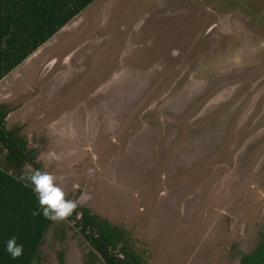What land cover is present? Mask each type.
<instances>
[{
	"label": "rangeland",
	"instance_id": "374dc122",
	"mask_svg": "<svg viewBox=\"0 0 264 264\" xmlns=\"http://www.w3.org/2000/svg\"><path fill=\"white\" fill-rule=\"evenodd\" d=\"M74 18L0 82L6 126L20 127L65 198L126 231L143 264H256L264 0H94ZM91 261L64 219L31 264Z\"/></svg>",
	"mask_w": 264,
	"mask_h": 264
},
{
	"label": "trees",
	"instance_id": "16d2710c",
	"mask_svg": "<svg viewBox=\"0 0 264 264\" xmlns=\"http://www.w3.org/2000/svg\"><path fill=\"white\" fill-rule=\"evenodd\" d=\"M92 1L0 0V79ZM7 111L0 103V146L5 151L0 167V264H31L51 220L40 213L31 185L18 179L26 165L41 168L36 150L28 145L20 127L6 126ZM65 221L104 264H143V256L129 245L126 231L86 206L78 204ZM12 236L23 245L21 256L15 259L4 251V243ZM262 254L255 258L256 264H264ZM247 260L241 256L238 264H248Z\"/></svg>",
	"mask_w": 264,
	"mask_h": 264
},
{
	"label": "clouds",
	"instance_id": "9594fccd",
	"mask_svg": "<svg viewBox=\"0 0 264 264\" xmlns=\"http://www.w3.org/2000/svg\"><path fill=\"white\" fill-rule=\"evenodd\" d=\"M18 179L25 181V186L31 185L32 191L36 194L40 213L46 219L64 220L71 216L78 203L82 202L81 200L65 199L64 189L58 182L60 178L50 172L29 168ZM4 251L12 259H15L21 256L23 245L17 244L16 237L12 236L4 243Z\"/></svg>",
	"mask_w": 264,
	"mask_h": 264
},
{
	"label": "crops",
	"instance_id": "0c3cea01",
	"mask_svg": "<svg viewBox=\"0 0 264 264\" xmlns=\"http://www.w3.org/2000/svg\"><path fill=\"white\" fill-rule=\"evenodd\" d=\"M94 1V0H93ZM83 10V9H82ZM78 14V13H77ZM76 14V15H77ZM75 15V16H76ZM74 16V17H75ZM74 17H72L64 26H62L61 28H63V29H61V28H59V29H61L60 30V32L61 31H71V29H73V28H75V27H77V24H78V20L77 21H75V18ZM74 18V21L72 20ZM72 20V21H71ZM72 23V24H71ZM58 29V30H59ZM58 30H56V32L51 36V37H49L45 42H43L41 45H39L32 53H30L28 56H26L19 64H21L22 62H24V61H27V60H29L30 59V57H32L33 55H35L36 54V52H38L41 48H42V46L43 45H45L46 43H50V41H52L54 38V35L57 33V31ZM59 32V33H60ZM53 45V44H52ZM66 57V58H65ZM64 59H65V63H68V61H69V58H68V56H66V55H64ZM54 61H55V57L54 56H52V55H50L49 57H47V58H45L44 60H42L41 61V68H40V74L42 75L48 68H50L49 66L51 65V67H52V65H53V63H54ZM19 64H17L13 69H11L6 75H4L1 79H0V82L1 81H3L4 79H5V77H8V75H10L12 72H13V70H16L17 71V69H16V67L19 65ZM44 68V69H43ZM43 69V70H42ZM41 78V77H40ZM10 95V90H7L6 92H4V91H1L0 92V97H2V98H6V97H8ZM0 103H3V101H0ZM5 104V103H4ZM6 105V104H5ZM7 106V105H6ZM8 108V107H7ZM10 113V111L8 110L7 111V115ZM7 115H6V117H7ZM6 117H5V121H7L6 120ZM41 246V245H40ZM39 248V247H38ZM97 254V253H96ZM98 255V254H97ZM35 259H36V257H35ZM34 259V260H35ZM98 260H99V262H100V264H101V258L99 257V255H98ZM102 263H103V261H102ZM91 264H93L92 263V261H91ZM104 264V263H103Z\"/></svg>",
	"mask_w": 264,
	"mask_h": 264
},
{
	"label": "flooded vegetation",
	"instance_id": "af4514ba",
	"mask_svg": "<svg viewBox=\"0 0 264 264\" xmlns=\"http://www.w3.org/2000/svg\"><path fill=\"white\" fill-rule=\"evenodd\" d=\"M220 141H224V139H222L221 137H219ZM218 140V139H217Z\"/></svg>",
	"mask_w": 264,
	"mask_h": 264
}]
</instances>
